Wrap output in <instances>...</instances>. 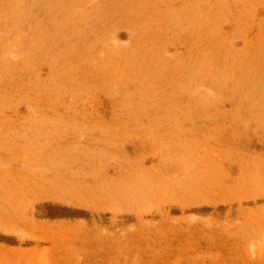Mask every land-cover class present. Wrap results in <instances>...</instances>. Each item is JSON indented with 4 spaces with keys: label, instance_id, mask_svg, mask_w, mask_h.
Returning <instances> with one entry per match:
<instances>
[{
    "label": "rangeland",
    "instance_id": "1",
    "mask_svg": "<svg viewBox=\"0 0 264 264\" xmlns=\"http://www.w3.org/2000/svg\"><path fill=\"white\" fill-rule=\"evenodd\" d=\"M0 264H264V0H0Z\"/></svg>",
    "mask_w": 264,
    "mask_h": 264
},
{
    "label": "bare ground",
    "instance_id": "2",
    "mask_svg": "<svg viewBox=\"0 0 264 264\" xmlns=\"http://www.w3.org/2000/svg\"><path fill=\"white\" fill-rule=\"evenodd\" d=\"M261 249H262V247H260V248L257 249V252H258L259 254H261V252H262Z\"/></svg>",
    "mask_w": 264,
    "mask_h": 264
}]
</instances>
